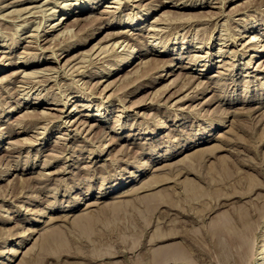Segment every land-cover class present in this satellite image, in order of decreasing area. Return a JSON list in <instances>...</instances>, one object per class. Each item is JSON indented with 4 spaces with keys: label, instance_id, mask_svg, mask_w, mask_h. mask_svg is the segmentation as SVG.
I'll return each instance as SVG.
<instances>
[{
    "label": "rangeland",
    "instance_id": "374dc122",
    "mask_svg": "<svg viewBox=\"0 0 264 264\" xmlns=\"http://www.w3.org/2000/svg\"><path fill=\"white\" fill-rule=\"evenodd\" d=\"M76 1L84 0H0V261L255 264L264 255V98L242 99L264 92V57L248 64L262 55L250 39L264 46V0H100L50 30ZM182 1L200 6H176ZM134 19L145 26L126 36ZM183 45L201 55L196 64ZM163 46L179 57L148 52ZM131 52L135 64L114 69ZM33 59L41 62L25 65ZM36 69L46 73L26 74ZM72 96L67 108L75 100L70 108H78L70 117L64 102L51 103ZM35 98L43 104L10 112ZM33 110L42 118H27ZM99 110L104 120L80 114ZM229 128L241 138H220L232 136ZM208 130L215 132L208 142L186 148ZM121 178L130 181L122 193L155 184L96 197ZM159 199L175 204L156 205ZM74 203L75 210H53ZM222 223L232 240L214 231ZM51 227L63 231L43 247ZM170 252L185 257L156 258Z\"/></svg>",
    "mask_w": 264,
    "mask_h": 264
},
{
    "label": "bare ground",
    "instance_id": "6f19581e",
    "mask_svg": "<svg viewBox=\"0 0 264 264\" xmlns=\"http://www.w3.org/2000/svg\"><path fill=\"white\" fill-rule=\"evenodd\" d=\"M170 1H173V0H170ZM99 2H100V0H84V1H76V3H74V2H72V4H70V6H68V7H66V10L63 12V15H62V17L60 18V17H58L57 19L54 17L53 18V16L52 17H48V19L49 18H53V20H55V21H53L52 22V25H51V28H50V30H55V29H60V28H62V27H65L66 26V19L67 18H69V17H71V16H73V15H77V14H79V13H83V12H88V10L90 11L92 8H98L99 7ZM167 2V1H166ZM169 2V1H168ZM182 3V5L181 4H177L176 6H183V7H197V6H200V5H198V3H192V2H188V1H182L181 2ZM184 3V4H183ZM101 4V3H100ZM72 5V6H71ZM110 6H116V5H110ZM55 11V10H54ZM57 13V11H55V12H53L52 13V15H55ZM69 14V15H68ZM162 16V15H161ZM103 16H97V17H95L96 19H101ZM81 18H83V17H81ZM143 18V15H141V19ZM96 19H95V21H96ZM146 18H144L143 20H145ZM160 18L158 19H155V23H157V22H160ZM168 20V19H167ZM166 20V21H167ZM79 21H80V19H77V21L76 22H78L79 23ZM169 21H171L170 19H169ZM75 23V22H74ZM114 25L115 24V22L114 21H112V20H110L109 22H108V25ZM126 25L128 26V28L124 31V33L123 34H125L126 36H131V33H133V31L130 33L129 31L131 30V29H136V28H143L144 26H141L140 24H139V21H137V20H130V21H128V23H126ZM151 29H158V28H156V27H151ZM64 33H65V30H64V32L62 31V32H60L57 36H60V34H61V36L62 35H64ZM68 33V32H67ZM248 34H247V31H245V33L243 34V35H241L240 36V38H242L243 36H247ZM239 38V37H238ZM251 41L250 42H252V41H254L255 40V44L252 46V47H250V49H253V50H258V52H260V54H262V55H259V54H254L253 55V57L248 61V64H250L252 61H253V58H255V57H259V56H261L260 58H262V57H264V46L262 47V48H259V46H257L258 45V38L257 37H254V36H252L251 37V39H250ZM16 43L18 42V41H15ZM259 43H260V41H259ZM264 44V43H263ZM194 46H197L198 48H201V47H203V46H205V44L203 45V44H199V45H194ZM261 46V45H260ZM185 48L187 49V48H189V46H185V45H183V47H182V50H181V52H184V51H186V52H184V55L185 54H192L194 57H193V64H196L195 62H197V60H198V57L199 56H201V55H199V54H196V53H192V50L193 49H187V50H185ZM3 51H8V49L7 50H3ZM148 52H150V53H157V54H175L176 56H174V57H172L171 58V60H174L175 58H177V57H179V55H180V51H178V49L177 48H175V47H173V48H169L168 46H163V47H161V48H154V49H152V50H148ZM181 55H182V53H181ZM5 56H8V55H5ZM98 56V55H97ZM122 58H124V60H123V62L122 63H120V65H118V67H114V69H117L118 71H121V70H125V69H127L128 67H130V66H132V65H134L135 64V62H136V56L135 55H133L132 54V52L131 53H129L128 55L126 54V55H124V57H122ZM159 59V58H158ZM203 59H205V58H203ZM166 60V59H165ZM168 60V59H167ZM222 61H223V59H221ZM163 61V60H162ZM210 61V60H209ZM208 61V64H206V62H204L203 64H202V66H207V65H212V62L210 61L209 62ZM41 62V60L40 59H33L31 62L30 61H27L26 63H25V65L27 66V65H29L30 64V66H33L34 64H38V63H40ZM161 62V61H160ZM155 64V63H154ZM166 64H172V61H164L161 65L162 66H165ZM3 65H4V63L2 64V66H0V72L2 71V69H3ZM185 67H191L190 65H178V68H185ZM164 69H165V67H163ZM192 68V67H191ZM205 68V67H204ZM206 69V68H205ZM45 70V69H44ZM44 70H38V69H36V70H34V73H30V72H28V73H26V74H33V75H36V76H38V75H43L44 73H46ZM97 73V72H96ZM113 73V68H109V69H105L104 70V74L105 75H111ZM95 73H93L92 75H94ZM98 74V73H97ZM163 74V73H162ZM165 74H172V72H167L166 71V73ZM195 76V75H194ZM27 77V76H26ZM199 77V76H198ZM36 80V79H35ZM38 80V79H37ZM32 82V81H31ZM48 94V93H47ZM49 95V94H48ZM67 97V96H66ZM59 98V97H58ZM73 98V96L72 97H68L67 98V100H65L64 99V101H61L62 100V98H61V100L60 101H58V100H56V101H52L51 103H59V102H64V107H62V110H68L72 105H74L75 104V102L77 101V100H75L68 108H67V104L70 102V100ZM262 98V99H261ZM263 98H264V92L262 93V95H261V93H259V92H257L254 96H252V97H247V98H243L242 99V102H246V101H248V102H251V101H253V100H261L262 102H263ZM43 100V99H42ZM241 102V101H240ZM41 104H43V102L40 100V99H38V98H35L34 100H30V101H22L19 105H17V107L15 106V107H13L11 110H10V112H12L13 110H17L18 108H24V107H39V106H41ZM77 104H82V105H84V106H88V104H86V103H77ZM43 106V105H42ZM45 106V105H44ZM260 106V105H259ZM247 107V106H246ZM51 108H54V107H51ZM78 108V106H76V107H72V108H70V110L66 113V116L67 117H70V116H72V113L74 112V110H76ZM248 108V107H247ZM86 109H88V107H86ZM252 107L251 108H249V109H247V110H244V111H240V112H242V113H249V112H251L252 111ZM35 110H33L32 112H30L29 111V114L26 116L27 118H34V119H38V118H42V116H43V113L42 112H38V111H36V112H34ZM81 112V111H80ZM80 114H82V115H85L86 117L87 116H92V117H96V119L97 120H104V116H105V114H103L102 113V111H100L99 110V112H97V113H89V112H85V113H80ZM76 115V114H75ZM240 116V115H239ZM106 119V118H105ZM69 121H71V119H69L68 121H67V118L64 120V123L67 125V123L69 122ZM74 121V120H73ZM71 124V123H70ZM225 124V123H224ZM223 124V125H224ZM96 125V124H95ZM99 125V124H98ZM103 126V125H102ZM235 126V125H234ZM243 127V126H242ZM28 129H29V127H27ZM25 129L24 131H27L28 129ZM210 130V129H209ZM205 131V132H203L202 134H204V133H206L205 135H203V136H200V137H198V139H195L192 143H188L187 145H186V148H188L190 145H192L193 146V144H199L200 145V143H203V142H208L211 138H212V136H213V134L215 133H213L212 131ZM228 132H230L231 134L230 135H232V136H229V134L228 135H226V134H224L223 133V135L220 137V138H227V140L228 141H230V142H235V141H237V139H239V138H241V135L239 134V132L235 129V128H229V129H226ZM48 136V134L45 136V137H47ZM2 142V139H0V143ZM137 143V142H136ZM229 143V142H228ZM220 147H222L221 146V144L220 145H218V146H216L213 150H215L216 148L218 149V148H220ZM199 151V154H197L198 156L199 155H201L202 153H204V151H201L200 152V150H198ZM207 151V150H206ZM175 153V152H174ZM173 152L171 153L172 155L174 154ZM208 153V152H207ZM166 156H168L167 155V153H165V154H162V158L163 157H166ZM193 158V157H192ZM205 158V157H204ZM197 159H199V158H197ZM155 159H153V161H154ZM195 160H193V162H194ZM96 164V163H95ZM162 168V167H161ZM194 169V168H193ZM218 170H220V169H218ZM163 173V172H162ZM196 173V172H195ZM220 172L218 171V173L217 174H219ZM139 174L140 173H137L136 171L131 175V177L132 178H134V180H137L136 178H138V176H139ZM145 174V173H144ZM228 175H229V173H228ZM227 175V176H228ZM166 176V175H165ZM170 176H172L171 174H170ZM220 176H223V173H221V175ZM0 178H2V175H0ZM142 177H140L139 179H141ZM219 178V177H218ZM28 179V178H27ZM48 179V178H47ZM152 179V178H151ZM156 179V178H155ZM130 180H132V179H130ZM142 180H144V179H142ZM141 180V181H142ZM154 180V179H153ZM168 180V179H167ZM214 180V179H213ZM139 181V180H138ZM148 181V180H147ZM157 181V180H156ZM166 181V180H165ZM128 182H130L129 180L127 181V179H124L123 180V178H121L117 183H115L112 187H110V189H106V190H101L100 191V194L99 195H96V197H102V198H104V197H108V196H110L112 193H115L116 194V192H118V193H122L123 191H125V190H123L124 189V186L126 185V184H128ZM198 182V181H197ZM154 183V182H153ZM153 183H151V182H148L147 184H144V185H142L140 188H146V187H150V186H152L153 185ZM158 183V182H157ZM155 184V183H154ZM212 184H213V182H212ZM70 186V185H69ZM139 186V185H138ZM133 187H134V185H133ZM136 187V186H135ZM201 187V186H200ZM127 188V187H126ZM139 187H136V188H133L132 190H127V192H125L126 194H131V193H133V192H136V191H140L139 189H140ZM129 189V188H128ZM174 189V188H173ZM142 190V189H141ZM188 190V189H187ZM191 190V189H190ZM193 190V189H192ZM169 191H171V190H169ZM172 191H174V190H172ZM177 191V192H176ZM175 191V193L177 194L178 193V191L179 190H176ZM185 192V191H184ZM125 193H122V194H125ZM169 193H171V192H169ZM173 193V192H172ZM172 193H171V195H172ZM190 193V192H189ZM122 194H121V196H122ZM117 195V194H116ZM150 195V194H149ZM152 195V194H151ZM177 195H179V193L177 194ZM209 195V194H208ZM119 196V195H118ZM181 196H183V194L181 195ZM201 196H203V195H201ZM210 196V195H209ZM191 197V196H190ZM193 197H195V196H193ZM174 198L176 199V197L174 196ZM179 198L180 199H184V198H181L180 196H179ZM198 198H200V197H198ZM213 198V197H212ZM81 199V198H80ZM171 199V198H170ZM174 199V200H175ZM185 199H187V198H185ZM184 199V200H185ZM191 199V198H190ZM202 199V198H201ZM200 199V200H201ZM168 200V199H167ZM167 200H164V199H159L157 202H156V205H158V204H160V203H164V201L166 202ZM173 200V199H172ZM178 200V202H179V199H177ZM184 200H182V201H184ZM196 200H199V199H196ZM169 201V200H168ZM176 201V200H175ZM93 202H96V201H93ZM93 202H89L88 204H92ZM170 202V201H169ZM185 202H186V200H185ZM192 202V201H191ZM86 203V202H85ZM176 203H177V201H176ZM193 203V202H192ZM111 204H113V203H111ZM165 204H168V205H174L175 203H173V202H170V203H165ZM183 204H184V202H183ZM182 204V205H183ZM191 204V203H190ZM155 205V206H156ZM188 205V204H187ZM192 205V204H191ZM79 206V203H74V204H72L71 205V207H63V208H61V209H53L54 211L55 210H75L77 207ZM112 206V205H111ZM114 206H115V204H114ZM214 206V205H213ZM180 207H181V204H180ZM183 208H185V205H184V207ZM189 208V207H188ZM211 209V208H210ZM181 210V209H180ZM189 210V209H188ZM182 211V210H181ZM85 215V214H84ZM80 215H78V217H79ZM83 216V215H82ZM36 220H40V218H35ZM236 219V221L238 220L237 218H235ZM240 220V219H239ZM233 221H234V219H233ZM236 221H234V222H236ZM233 222V223H234ZM238 222V221H237ZM214 224V223H213ZM212 224V225H213ZM238 225V223H235L233 226H235V225ZM239 224H240V222H239ZM226 226L227 225H223V223H222V226H221V224H217V225H214V231L216 232V234H219V236H221V238H225V239H227V238H232V235H233V233H232V235H228L229 233L231 234V230L230 229H228V230H230L229 232H228V230H227V228H228V226H227V228H226ZM238 227V226H237ZM35 228V227H34ZM52 228V227H51ZM50 228V229H51ZM55 229H57L58 230V228H52V230H55ZM63 229V228H62ZM62 229H60V230H58V231H63ZM30 230H32V231H34V230H36V229H30ZM48 230H49V228H48ZM46 231V233L45 234H43L42 235V237L41 238H43V240H42V243H41V245L43 246V244L45 245V242L47 241H50V243L52 242V240H53V237H51L52 235H54V232H55V235H56V233H59L57 230H55V231H53L52 232V230H49V231ZM67 231V230H66ZM65 232V231H64ZM169 232V231H168ZM44 233V232H43ZM167 233V232H166ZM52 234V235H51ZM23 235V234H22ZM51 235V236H50ZM160 236V235H159ZM215 236H217V235H215ZM218 236V237H219ZM227 237V238H226ZM235 237V236H234ZM217 239V238H216ZM232 240V239H231ZM236 240V239H235ZM234 239H233V241H235ZM26 241V240H25ZM24 241V242H25ZM54 241V240H53ZM225 241H227L228 242V240H225ZM22 241H19L18 242V244H20ZM41 242V241H40ZM39 242V243H40ZM219 242H220V240H219ZM38 243V242H37ZM221 243H223V241L222 242H220L219 244H221ZM232 243V242H231ZM226 244V243H225ZM35 245H37V244H35ZM55 244L54 243H52V246H54ZM227 245V244H226ZM225 245V246H226ZM42 246L40 247V249L42 248ZM49 246H51V245H49ZM171 246H172V244H171ZM33 247V246H32ZM44 247V246H43ZM52 248V247H51ZM55 248V247H54ZM32 250H34L35 249V246L33 247V248H31ZM6 250V249H5ZM41 250H44V251H46L45 250V248H42ZM7 252H9L10 251V249H8V250H6ZM3 252H5V251H3ZM3 252H2V254H3ZM12 252H13V255H15L17 252H18V249L17 248H14V249H12ZM33 252V251H32ZM34 252H35V250H34ZM40 252H42V251H40ZM156 252V251H155ZM37 253H38V251H37ZM43 253V252H42ZM45 253V252H44ZM262 254H263V252H262ZM3 255H5V253L3 254ZM41 255H43V254H41ZM44 255H46V254H44ZM182 257H185V255H180V254H176V253H174V252H170V253H166V254H164L162 257L161 256H157L156 258L158 259V261H160V260H163V259H168V258H175V259H182ZM259 258H260V260H256V263L255 264H264V255H262V256H259ZM13 260V258H11V257H8V260H6V261H3V260H1L0 262V264H10V262L9 261H12ZM191 262V261H190ZM30 263H31V261H30ZM149 263V262H148ZM161 263H162V261H161ZM21 264V263H20ZM160 264V263H159Z\"/></svg>",
    "mask_w": 264,
    "mask_h": 264
}]
</instances>
